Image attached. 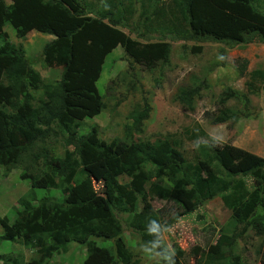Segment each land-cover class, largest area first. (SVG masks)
Returning a JSON list of instances; mask_svg holds the SVG:
<instances>
[{
    "label": "trees",
    "instance_id": "1",
    "mask_svg": "<svg viewBox=\"0 0 264 264\" xmlns=\"http://www.w3.org/2000/svg\"><path fill=\"white\" fill-rule=\"evenodd\" d=\"M135 1L140 2L144 20L152 17L158 22L144 31L135 29L142 41L118 28L124 26L121 10L115 9L120 0L108 2L99 12L84 0H0V167L8 169L26 159L30 164L21 177L32 188H59L64 194L62 199L34 194L21 197L12 219L0 216L1 239L19 242L34 255L23 263L21 258L0 254L1 264H45L53 254L65 252L71 242L85 248L83 264H138L123 236L118 213H132L128 225L141 245L147 243L155 239L146 232L149 220L161 224L146 202L153 197L171 204L168 211L173 217L167 227L215 197L229 208L235 224L230 233L217 231L214 241H205L203 264H246L235 251L238 238L249 229L264 236L263 156L235 145L206 148L210 136L204 132L196 143L200 158L194 163L168 137L140 141L116 136L107 142L78 134L82 120L103 108L96 81L105 56L118 45L128 56V72L134 77L135 65L168 64L170 42H218L228 49L264 43V9L255 0H172L168 11L172 20L166 17L161 0ZM7 24L18 38L32 30L53 37L42 46L39 61L60 70L57 81L42 82L33 66L35 59L8 40ZM192 50L199 52L200 46L193 45ZM247 64L241 60L240 74ZM259 74L263 79L264 73ZM201 86L202 82L179 87L176 100L192 109ZM247 89L251 94L256 90L249 81ZM248 93L226 87L218 96L219 109L212 120L235 124L239 115L227 102L240 101L248 108ZM150 110L144 98L130 113L128 128L141 132ZM49 135H61L65 148L61 155L37 147ZM106 175L129 178L127 183L113 182L111 200L81 199L73 189L79 177L100 181ZM244 177L252 178V189L246 187ZM199 248L196 245L194 253ZM259 264H264V252Z\"/></svg>",
    "mask_w": 264,
    "mask_h": 264
},
{
    "label": "rangeland",
    "instance_id": "2",
    "mask_svg": "<svg viewBox=\"0 0 264 264\" xmlns=\"http://www.w3.org/2000/svg\"><path fill=\"white\" fill-rule=\"evenodd\" d=\"M84 1L97 12L108 2H116V0ZM120 1L119 8L115 9L121 10L124 26L118 28L132 38L142 41L135 29L140 28V31H144L149 27H156L158 22L152 17L144 20L140 16L139 1ZM161 2L167 13L166 17L172 20L173 17L168 13L172 0ZM255 2L264 9V0ZM4 30L8 34V40L35 59L33 66L40 72L43 83L59 79V69L46 67L39 61L42 46L49 41L51 35L32 30L24 38H18L9 24L4 26ZM193 45L200 46V51L194 52ZM169 48L168 64L155 68L135 65L134 77L128 72V56L119 45L113 48L105 56L96 81L103 108L98 114L82 120L77 129L78 134H86L89 140L98 137L107 142L116 136L125 140L140 141H157L168 137L175 140L179 149L191 163H194L200 158L196 143L203 138L204 132L209 136L218 137L222 145H235L264 157V78L262 79L259 74L264 73V43L252 42L228 49L218 42L178 40L170 42ZM242 59H246L248 64L240 74L239 64ZM247 81L256 89L252 94L247 92ZM201 82L200 94L195 99L192 109L176 100L175 94L179 87L195 86ZM226 87L248 93V108L244 109L240 101L227 102L233 112L239 115L235 124L212 120L219 109L218 96ZM35 94L41 95V90ZM144 98L151 110L148 118L143 121L142 131L135 132L128 128L131 124L130 113L141 105ZM40 146L47 147L54 155H61L65 149L61 135H49L44 141L37 142V147ZM29 164L30 161L25 159V162L8 169L0 167L1 217L12 219L16 209L20 208L18 199L21 197L30 198L32 194L36 197L49 195L57 199L64 197L59 188H32L29 180L21 177L25 165ZM155 175L160 174L155 172ZM243 179L246 187L252 189V178ZM128 180L125 175L114 177L106 175L100 181L79 177L73 189L81 199L96 196L111 200L113 182L127 183ZM146 202L148 207L159 215L161 225L166 226V222L173 217L168 211L171 204L156 197L148 198ZM140 207L141 199L136 210H140ZM131 216L132 213H118L123 236L133 251V259L137 260L138 264H151L153 261L140 250L138 235L128 225ZM234 224L235 220L229 208L223 204L220 197H215L200 203L193 212L170 223L168 231L162 234V241L175 249L179 264H203L205 241L208 238L214 241L217 231L230 233ZM210 226L214 227L213 232ZM98 244L109 246L110 242L98 241ZM196 245L200 247L199 253H194ZM235 251L240 255L242 262L259 264L264 252V236H257L252 230H247L246 234L238 238ZM0 254L21 258L23 263L30 262L34 257L28 247L19 242L10 243L1 237ZM85 255L86 250L83 246L71 242L65 252L53 254L45 264H83Z\"/></svg>",
    "mask_w": 264,
    "mask_h": 264
},
{
    "label": "clouds",
    "instance_id": "3",
    "mask_svg": "<svg viewBox=\"0 0 264 264\" xmlns=\"http://www.w3.org/2000/svg\"><path fill=\"white\" fill-rule=\"evenodd\" d=\"M222 58V57H221ZM98 80V79H97ZM208 143L204 147L211 148L220 144L218 137H207ZM200 148L199 145L196 146ZM168 231V227L161 225L157 220H149V226L146 229L148 235L154 236L155 239L143 243L140 250L153 261L154 264H176V252L170 245H165L162 241V234Z\"/></svg>",
    "mask_w": 264,
    "mask_h": 264
},
{
    "label": "crops",
    "instance_id": "4",
    "mask_svg": "<svg viewBox=\"0 0 264 264\" xmlns=\"http://www.w3.org/2000/svg\"><path fill=\"white\" fill-rule=\"evenodd\" d=\"M30 32H32V31H30ZM29 33V32H28ZM53 37H50V39L49 40H51Z\"/></svg>",
    "mask_w": 264,
    "mask_h": 264
}]
</instances>
